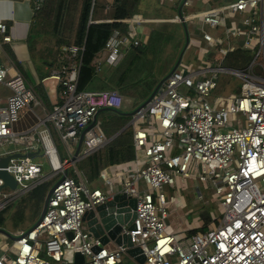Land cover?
<instances>
[{"label":"built area","instance_id":"2783aa9c","mask_svg":"<svg viewBox=\"0 0 264 264\" xmlns=\"http://www.w3.org/2000/svg\"><path fill=\"white\" fill-rule=\"evenodd\" d=\"M26 1L32 15L43 3ZM178 7L169 21L184 25L185 32L188 24L198 21L200 41L206 50L217 48L221 61L236 46L250 51L254 60L248 72H229L221 62L191 69L179 60L150 101L131 115L134 158L99 172L104 191L91 187L75 164L107 144L97 126L88 128L94 116L101 110L125 113V99L117 91H76L81 48H63L62 54L68 55L53 75L58 94L44 116L48 126L39 132L15 133L11 126L18 112L43 104L17 69L0 63V85L9 90L5 105L0 107V157L42 153L50 169V174L42 177L41 164L34 163L32 157L10 158L1 170L12 177L16 183L12 191L18 193L0 197V212L17 196L53 176L58 179L40 222L29 232L18 231L12 244H0V264H60L71 262L77 253L83 264H123L126 248L101 246L81 221L86 212L115 193L136 201L133 229L127 231L122 226L121 234L129 235L133 247L140 249L143 264H264V79L249 72L259 55H264V0H233L191 14L183 13L188 0H181ZM226 12L244 14L241 24L245 29L228 21ZM136 17L124 21L125 35L113 32L109 37L96 60L97 71L102 65H117L131 47L140 45L135 25L145 20ZM209 28H221L222 36L208 34ZM6 33V25L0 22L2 41L9 43ZM240 36L246 40L241 46L234 45L232 40ZM220 74L240 78L237 94H213ZM186 91L195 97H188ZM56 141L64 157L59 156ZM5 146H19L23 152L3 151ZM190 178L211 186L222 215L212 228L181 240L166 222L163 187L176 188L178 182ZM2 185L0 180V194L8 189Z\"/></svg>","mask_w":264,"mask_h":264},{"label":"trees","instance_id":"16d2710c","mask_svg":"<svg viewBox=\"0 0 264 264\" xmlns=\"http://www.w3.org/2000/svg\"><path fill=\"white\" fill-rule=\"evenodd\" d=\"M139 1L114 0L112 21L95 23L93 17L99 8L96 0H43L40 9L33 15L28 41L33 45L32 43L36 39H45L55 49L61 63L66 60V55H68V53L62 54L63 48H81V52L77 56L80 65L76 91H117L122 97L133 101L135 98H147L158 83L156 85L154 82L155 84L149 85L144 88L145 90H140L139 97H134L133 87L139 80V75H136L134 70L136 61L140 58L139 55L142 54L143 49L154 47L153 51H157L160 45L166 43L165 38L173 26L159 25L152 28L146 43L131 47L113 67L102 65L97 71L94 65L96 55L103 50L113 32H118L121 35L127 33V25L124 21L136 14ZM30 49L32 50L31 47ZM253 60L254 55L250 51L236 46L225 55L221 66L226 69L248 72ZM220 75L217 88L213 91L215 95L222 93L226 83V80L223 77L221 79ZM34 91L39 94V90ZM236 92L239 91L236 90ZM115 114L117 113L112 110H101L97 113L94 124L106 139L113 135H116L115 138L75 164L90 186L98 180L99 172L102 169L128 163L134 158L133 130L128 124L130 115H123L126 118L122 122L116 123ZM105 116L106 120L103 118ZM98 117L102 119L98 120ZM36 189L37 187L29 193ZM46 192L47 189L43 184L35 197V203L31 206V215H39ZM21 211L24 213V209ZM211 220L208 215H200V227L189 230L188 237L197 232L207 231L208 223ZM1 221L0 216V223ZM212 222V224L217 223V221Z\"/></svg>","mask_w":264,"mask_h":264},{"label":"rangeland","instance_id":"374dc122","mask_svg":"<svg viewBox=\"0 0 264 264\" xmlns=\"http://www.w3.org/2000/svg\"><path fill=\"white\" fill-rule=\"evenodd\" d=\"M215 1H220V4H226L228 2H232L233 0ZM192 2L194 3L195 1ZM193 7H196V4H191V7H189L188 9H183V13L189 14L190 12L194 11ZM256 12H259L258 8L256 9ZM171 13V15H174L177 12L171 11ZM226 15L228 21L235 22L237 26L241 27V29H245L241 24V21L244 18V14L231 15L226 12ZM171 19H173V17ZM159 24L160 23L154 22L152 25H155L157 27V25ZM177 25L178 26L172 27V30L165 38L167 42H164L162 45H160L157 51H153L154 47H152L151 49L146 48L143 49L142 54L139 55L140 58L136 61L134 69L136 75H139V80L135 83L132 91L134 97H139L138 93L140 92V90H145L144 88H147L151 84H155L154 82H156L157 85V83L162 81L164 79L163 77L166 76L172 70L175 62L178 59H180L181 65L191 69H195L196 67L204 68L207 63L209 64L221 60L217 48L209 47L206 50L205 43L200 41V37L197 31L199 27L198 21H194L193 23L188 24L186 26V37H188L187 42L185 39V31L183 27L179 26V24ZM152 28L155 27L152 26ZM245 40V36H240L239 38L232 41L234 42V45L241 46ZM251 45H255L254 40H251ZM249 72L254 76L264 79L263 53L259 55ZM220 77L221 79L223 77V79L226 80L222 93L224 95L237 94L236 90L239 91V88L241 86L240 78L230 74H223L220 75ZM151 92L149 93L147 98H135L134 101L131 99H125L126 112L121 114H115V122H122L126 118L123 115L134 112L138 106L142 105L148 99V97L151 95ZM183 92H185V90H183ZM185 95L190 98L195 97L192 92L186 91ZM103 118L104 120H106V116ZM101 119V117H98V120ZM56 147L57 150L61 153L62 146L58 142L56 143ZM16 150L22 151V148H20L19 146H5L3 148V151ZM33 162L41 164L42 177L50 174V169L42 153L35 156L33 158ZM66 172L70 174L71 171L67 170ZM55 177L53 176L49 181H45L43 183L45 188L47 189V192L52 187L53 183L58 180ZM43 184L37 186V189L31 193H26L17 196L11 203H9V205L4 210L0 212V216L2 218V221L0 223V229L13 236L18 231H27L33 226V224L38 219V216H34V214L31 215V206L35 203V197H37V194ZM91 187H95L104 191L103 184L99 180L96 181L93 185H91ZM8 193L10 194V196H13L18 192H13L9 189H3L2 193L0 194V197H3V194ZM163 193L166 200V222L170 227L172 233L177 234L181 240L188 237L189 230L200 227V215H208L212 219L211 222L208 223V229L214 226V224H212V221H217V223H219V221L221 220L222 209L219 206L218 200L214 196L213 189L208 183L198 182L197 180L190 178L186 179L181 184L180 182H178L176 188H171L168 186L163 187ZM21 209H24V213L23 211H21ZM3 242L7 244H12V240L6 239L1 235L0 244H2ZM40 257L46 259L44 253H41ZM123 264L136 263L124 257Z\"/></svg>","mask_w":264,"mask_h":264},{"label":"crops","instance_id":"0c3cea01","mask_svg":"<svg viewBox=\"0 0 264 264\" xmlns=\"http://www.w3.org/2000/svg\"><path fill=\"white\" fill-rule=\"evenodd\" d=\"M180 1L181 0L139 1L136 14L133 16H137L136 19L140 17L145 20V22L135 25V35L140 41V44L146 43L152 26L156 27L152 25L154 22L160 23L159 25H169L171 27L178 26L175 23H171L169 20L175 16V14L171 15V11L177 12ZM192 1L195 2L193 3ZM96 2L99 8L96 10L93 17L94 22L112 21L111 17L113 14L114 0H96ZM219 2L220 1L215 0H188V7H184V9L191 7V4H196V7H193L194 11L188 13H197L225 4L223 2V4H220ZM32 19L31 4L26 0H0V22L6 25V34L10 37V42L4 43L2 41V35L0 34V63L9 69H17L30 87L34 90H39V94L37 95L43 104L42 107L22 109L18 112V119L11 126L12 131L15 133L32 132L34 130L37 132L42 131L43 126H48V123L44 121L46 112H49L57 102L58 86L56 80L53 79V75L62 63L58 55H56L55 49L45 39H36L34 43H32L33 45L28 41L30 27L33 22ZM159 25H157V27ZM179 26H182L183 29L185 27L181 24H179ZM207 32L213 37H221L223 34L221 28H209ZM102 54L103 52L101 51L96 55L94 65L96 64L97 58H100ZM220 62L222 61L212 62L209 63V65L214 67ZM8 96L9 90L3 85H0V107L5 105ZM58 153L60 157H64L65 155L63 149L61 153L59 151ZM107 247L113 248L115 246L109 244Z\"/></svg>","mask_w":264,"mask_h":264},{"label":"water","instance_id":"95a60500","mask_svg":"<svg viewBox=\"0 0 264 264\" xmlns=\"http://www.w3.org/2000/svg\"><path fill=\"white\" fill-rule=\"evenodd\" d=\"M179 60L180 59L177 60L174 67L169 73L175 70ZM227 70H229V72L236 71L232 69H227ZM159 84L160 83H158V85ZM158 85L153 90V92L148 97V99L138 108L143 107L150 101ZM132 113H130L129 115H131ZM96 115L94 116L88 128L93 127V125L95 124ZM83 133L81 134V137L76 146L74 156H76L79 152ZM115 136L116 135L111 136L108 139L107 143L110 142L113 138H115ZM35 155H37V153H28L26 155L13 154L11 156L0 157V180L3 182L1 188L7 187L10 190H14L16 187V183L14 182L12 177L8 175L4 170H1V168L6 167V164L10 158H19L24 156L33 157ZM54 188L55 185H53L46 193L41 207V211L38 215V219L33 224V226L27 230V232L31 231L40 222L41 218L44 215L49 196ZM135 208H136L135 199L127 198L123 194L115 193L108 201L96 206L93 210L86 212L83 215L81 221L84 224L85 228L87 229L88 233L93 238L97 239L101 246H107L109 244H112L114 246L125 247L126 257H128L130 260H132V262L136 264H143L144 257L140 249L137 247H133L129 235L125 233L121 234L122 226H125L127 231L133 229L132 223L135 218V212H134ZM0 235H4L8 239L14 240V237H12L9 233H6L2 229H0ZM94 250L97 252L99 248H95ZM83 263H84L83 257L77 253L74 255L73 260L71 262H66V263L63 262L60 264H83Z\"/></svg>","mask_w":264,"mask_h":264},{"label":"bare ground","instance_id":"6f19581e","mask_svg":"<svg viewBox=\"0 0 264 264\" xmlns=\"http://www.w3.org/2000/svg\"><path fill=\"white\" fill-rule=\"evenodd\" d=\"M1 236V235H0Z\"/></svg>","mask_w":264,"mask_h":264}]
</instances>
